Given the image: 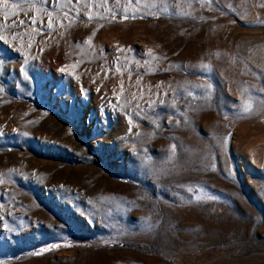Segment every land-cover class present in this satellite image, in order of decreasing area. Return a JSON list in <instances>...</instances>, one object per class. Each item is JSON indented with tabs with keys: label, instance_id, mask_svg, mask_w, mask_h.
<instances>
[{
	"label": "rangeland",
	"instance_id": "374dc122",
	"mask_svg": "<svg viewBox=\"0 0 264 264\" xmlns=\"http://www.w3.org/2000/svg\"><path fill=\"white\" fill-rule=\"evenodd\" d=\"M0 264H264V0H0Z\"/></svg>",
	"mask_w": 264,
	"mask_h": 264
}]
</instances>
